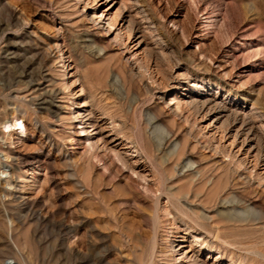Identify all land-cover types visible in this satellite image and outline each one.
Segmentation results:
<instances>
[{
  "label": "rangeland",
  "instance_id": "obj_1",
  "mask_svg": "<svg viewBox=\"0 0 264 264\" xmlns=\"http://www.w3.org/2000/svg\"><path fill=\"white\" fill-rule=\"evenodd\" d=\"M124 2L0 0V264H264V0Z\"/></svg>",
  "mask_w": 264,
  "mask_h": 264
},
{
  "label": "bare ground",
  "instance_id": "obj_2",
  "mask_svg": "<svg viewBox=\"0 0 264 264\" xmlns=\"http://www.w3.org/2000/svg\"><path fill=\"white\" fill-rule=\"evenodd\" d=\"M95 1V0H94ZM101 4L103 5L104 8H107V10H103L101 12V16L100 18L97 17V12L96 10L93 12V17H92V21L94 23H98L100 22L101 23V19L104 17V21L107 25V28L105 29L106 31L110 32L112 30V28H116V25L118 23V21H120L119 25L121 26L120 29H118V34H117V37H121L123 35V37L127 38V41H131V44H135L136 47H140L141 45H143L144 43V40L147 39L146 38V35H145V31L147 30L146 27V30L144 31V28L142 26V23L141 22H138L136 21V19L132 16L131 12L129 13L128 9H127V6L125 5L126 3L124 2V0H100ZM84 3V2H83ZM97 8V7H96ZM117 9V11L114 13V10ZM131 9V8H130ZM133 11V10H132ZM138 17V16H137ZM138 20V19H137ZM141 21V20H140ZM149 25V24H148ZM148 31H152L150 29V26H148ZM148 32V33H149ZM151 34V33H150ZM148 37V36H147ZM150 37V36H149ZM155 37V41L160 44V39L159 37L157 36H154ZM153 37V38H154ZM123 38V40H124ZM149 40V39H148ZM126 42V41H125ZM128 43V42H127ZM125 46V45H124ZM143 47V46H142ZM129 49V48H128ZM136 54H132L133 57H135ZM131 56V57H132ZM137 56V55H136ZM130 57V58H131ZM133 57L131 58V60H134ZM137 58V57H136ZM139 59V58H138ZM139 62V61H138ZM145 71V70H144ZM148 71V70H147ZM146 72V71H145ZM148 73V72H146ZM137 75V73H136ZM206 84H202L201 82H198L196 81L192 86H189L188 88H185L184 91L186 93H188V98L187 99H191V102H187V104L191 105V106H195V108L197 109V113L198 114H204L207 116V114L209 115L210 118H214L215 119V116H211V110L214 109L212 108V104H215V101H212L210 99H206L201 105L199 104V100L200 99H203L201 97V92L203 91H207L206 89ZM205 99V98H204ZM216 99V98H215ZM181 101V100H180ZM179 101V103H181ZM187 101V100H185ZM201 101V100H200ZM202 102V101H201ZM183 104V102H182ZM188 105V106H189ZM200 105V106H199ZM216 105V104H215ZM190 106V107H191ZM178 107V106H177ZM220 107V106H219ZM212 108V109H211ZM221 108V107H220ZM213 111V110H212ZM214 112V111H213ZM234 112V111H233ZM232 113V112H231ZM234 114V113H232ZM202 116V115H201ZM235 116V115H234ZM90 117V116H88ZM93 118V117H92ZM217 119V118H216ZM215 119V120H216ZM239 118L237 116H235V119H234V123L236 121H238ZM240 122V121H239ZM245 121H243V126L242 128L240 129V131H238L236 133V139L240 138L243 134H247V137L248 135H250L248 132V125H245L244 123ZM87 125V123H86ZM115 125V128L113 130V132H115L118 136V138L116 140L114 139H111L110 136H104L102 135L101 136V139H100V142H101V146H102V149L104 150H108L110 151L111 153L115 154V156L117 157H121V153L119 151L116 150V142L118 140H124L126 142V146H125V150L126 151H131V150H134V152L138 153L139 156L141 155V152L139 150V148L136 146V144L131 141L130 139H127L125 138L124 136H122L121 132L119 131V128L117 129V125L116 123L113 122V126ZM92 127V126H91ZM108 127V126H107ZM121 127V125H120ZM157 128V127H156ZM155 128V129H156ZM252 132V131H251ZM246 137V138H247ZM235 139V140H236ZM247 141V139H246ZM99 142V144H100ZM96 143V142H95ZM98 144V145H99ZM260 157V156H259ZM259 159V158H258ZM190 163V162H189ZM243 165V164H242ZM193 165L191 164H188V168H192ZM138 169V168H137ZM137 169H134L132 168V173L133 175L134 174H137L138 176L142 177L143 179H145V175L143 173H141L140 171H138ZM136 175V176H137ZM141 179V178H140ZM147 183V182H146ZM242 214V213H241ZM244 214V212H243ZM237 216V215H236ZM235 216V217H236ZM204 217H208V216H204ZM241 217H243L241 215ZM209 218V217H208ZM243 219V218H242ZM177 226V230L179 231L180 230V226H178V223L175 224ZM189 229H191V227H188L187 230L189 231ZM200 230V229H199ZM186 231V230H185ZM206 231V230H205ZM189 233H192V234H195L196 236H194V240L196 242H200L201 241V247L203 249H207L209 251V253H213V252H216V255L218 257V259L222 260L223 257H225V252L220 249L219 247L215 246L212 242H209L208 240L205 241V237L203 236V231H197V230H194V231H190ZM207 234V233H206ZM207 238V237H206ZM229 261V264H234L235 260L233 258L230 257V259L228 260Z\"/></svg>",
  "mask_w": 264,
  "mask_h": 264
}]
</instances>
